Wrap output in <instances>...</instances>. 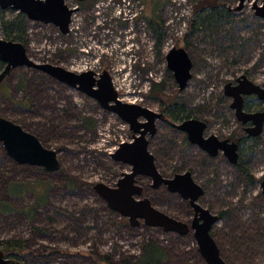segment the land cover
Instances as JSON below:
<instances>
[{"label":"rangeland","instance_id":"obj_1","mask_svg":"<svg viewBox=\"0 0 264 264\" xmlns=\"http://www.w3.org/2000/svg\"><path fill=\"white\" fill-rule=\"evenodd\" d=\"M157 1L87 0L81 4L78 0H65L70 8L80 7L73 14L72 31L64 35L53 24L28 19V55L37 63L60 65L75 72L92 70L96 77L107 70L123 101L130 102L134 94H138L137 104L157 112L162 111V103L149 95L152 81L161 82L162 91L155 93L172 100L184 99L190 108H199L198 119L207 123L205 136L226 139L234 134L245 137V129L250 123L243 124L237 119L235 110L230 107L233 98L226 96L224 88L242 74L258 85L264 83V19L256 15L253 2H246L243 9L235 10L239 0H223L228 10L233 11L229 20L217 21L215 27L207 26L204 31H198L188 39L186 48L182 41L184 36L171 37L167 21L171 15L191 7L186 16L189 29L196 0L186 3L160 0L162 8L158 16L164 20L168 32L162 46L156 48V37L144 14H151ZM262 2L258 0L259 4ZM16 13L10 8H0V38L5 37L3 15L11 18ZM126 36L131 41L135 37L132 51L138 60L132 63V68L125 56ZM170 40L174 46L186 48L193 60V76L183 90L179 89L174 73L167 67L165 47ZM32 69L12 68L1 81L0 116L39 135L44 146L58 152L61 169L49 172L30 164H20L6 153L0 141V150L4 151L0 152V200L13 205L10 213L0 212V240L17 237L28 241L33 254L22 264L135 261L143 254V246L149 240L166 251L160 264H207L200 254L193 230L180 235L143 223L138 227L131 226L129 218L110 209L95 185L102 182L116 187L122 174L131 171L130 165L112 157L116 145L118 147L122 140H132L129 125L78 89L47 82ZM22 75L29 82L26 87H22ZM25 99L30 102V108L15 102ZM244 102L247 112L264 107V102L256 95L245 96ZM83 117H92L96 123L90 128L83 124ZM157 128L150 150L157 155L159 171L166 177H173L192 167L194 179L205 188L200 203L213 213L230 212L229 218L222 217L213 227L222 232L220 239L224 247L220 248L217 237H213L220 253H224V259L228 264H264V237L250 247L246 244L240 247L230 241L229 230L236 221L233 224H264V212L261 218L257 214L264 201L261 186L264 131L259 146L254 149L248 146L250 140L242 138L243 154L252 158L249 166L256 179L246 186V178L222 153L209 157L197 145L183 148L180 142L183 134L175 133L162 119L157 121ZM204 160L205 164L202 163ZM37 181L50 186L46 201L41 205H35L37 195L30 189L19 197L8 193L11 182ZM137 181L146 188L145 195L155 207L191 222L189 207L180 196L169 195L165 188L153 189L151 179L146 176H138ZM33 206L37 210L35 218L30 220L23 209ZM241 234H245L244 230Z\"/></svg>","mask_w":264,"mask_h":264},{"label":"water","instance_id":"obj_2","mask_svg":"<svg viewBox=\"0 0 264 264\" xmlns=\"http://www.w3.org/2000/svg\"><path fill=\"white\" fill-rule=\"evenodd\" d=\"M246 2H253L256 15L264 19V0L261 4L258 0H239L235 10L242 9ZM0 8L21 12L30 21L53 24L64 35L69 33L72 14L77 11L76 8H70L65 0H0ZM166 60L179 89H185L193 76V60L189 52L184 47H173L167 53ZM0 61L5 63V70L0 74V84L12 68H34L97 100L104 109L115 113L128 124L133 133V140L121 143L112 157L116 161L130 165L131 171L122 174L116 187H110L102 182L97 183L95 185L97 193L105 199L110 209L129 218L131 226L138 227L143 223L180 235L193 230L200 254L207 264H228L221 257L218 243L212 235L213 227L221 217L198 203L204 194L203 186L195 181L190 171L166 177L156 165L155 155L149 148V136L156 134L157 121L163 118V113L140 104L122 101L107 70L96 77L92 70L75 72L60 65L37 63L20 42L0 38ZM224 93L233 98L230 107L235 110L237 119L243 124L250 123L246 128L247 134L252 137L260 136L264 131V108L247 112L244 109V97L256 95L264 102V83L258 85L246 74H242L234 83L228 82L225 85ZM178 128L187 134L191 143L208 151L211 156L223 152L232 164L238 162V144L229 139H220L216 135L205 136L207 128L205 121L190 118L178 124ZM0 141L6 153L20 164L42 167L49 172H55L60 168V159L55 149L44 146L36 135L1 116ZM140 175L150 177L154 188L165 185L169 191L190 198L196 210L192 224L175 219L153 206L152 201L144 196L143 186L137 182ZM261 186L264 194V179ZM12 261V258L0 249V264H13Z\"/></svg>","mask_w":264,"mask_h":264},{"label":"trees","instance_id":"obj_3","mask_svg":"<svg viewBox=\"0 0 264 264\" xmlns=\"http://www.w3.org/2000/svg\"><path fill=\"white\" fill-rule=\"evenodd\" d=\"M161 8H162L161 1L158 0L157 3H154V8L152 10V13L149 15L144 14L145 18L147 19L151 27V30L154 36L156 37V42H155L156 48H160L162 46L163 42L165 41V36L167 34L166 27L164 26V20L158 16V12L160 11ZM2 12L5 13V11H2ZM231 12L233 11L228 10L223 0H196V4L194 5V18L192 21H190L189 29L185 33L182 39V41L184 42V46L188 48V45H189L188 39L191 36L198 33V31L199 32L204 31L207 28V26L215 27V24L217 21L220 22V21L229 20V16L232 15ZM28 22L29 20L27 16L21 12H17L11 18L7 17L6 15H3L2 28H3V33L5 36L4 39L20 42L27 48L29 44L28 29H27ZM0 68H1V73H2L5 70V63H3L2 61H0ZM32 70L34 73H38L40 75V78H42L43 80H46L47 82L51 81L56 84H60L61 86H63V88H68L63 83L55 80L54 78H52L51 76L45 73L39 70H35V69H32ZM21 82L23 83L22 87H26L29 83L28 81L25 80V77L23 75L21 76ZM162 87H163V83L152 81L151 92H150L149 97L154 98V99H159L161 101L162 112L165 116L164 118H166L163 121H166V123H168L170 127H172V130L175 131V133L183 134V138L180 139L181 146L182 147L184 146L183 148L190 147L192 146V144L189 142L187 136L184 135V133L181 132L177 128L175 123L177 121H183V120L190 119V118H199L198 117L200 115L198 114L199 108L198 109L190 108L188 105H186V103L184 102V99L177 97L178 99L176 98L172 100L170 98H164L160 94L155 93V91H158L160 93L162 91ZM15 102L20 105L25 104L27 108L31 107L30 102L26 99L22 101H15ZM260 108L261 106H259L258 109ZM82 122L83 124H86V126L91 128L96 123V120L93 119L92 117H83ZM37 137L41 141L40 136L38 135ZM242 138L246 141L247 140L251 141V143L248 144L250 149H254L258 147L262 140L261 135L258 137H247L245 135V137H242ZM242 138L241 137L239 138L235 136L234 134H230L227 137V139H230L231 141H235L238 143L239 160L235 164L234 167L243 175L244 178H246V186H248V185L253 184V182H255L256 179L254 175L252 174L251 168L249 166V164L252 161V158H250V156L247 157L245 154H243V150L241 147V142L243 140ZM151 142H152V139L150 140V145H151ZM174 143L176 145V142ZM0 152L3 153L4 151L0 150ZM155 159H157V155H155ZM202 163L205 164L206 161L204 160ZM35 168L41 171H45V169L42 167L41 168L35 167ZM60 169L61 168H59L58 170ZM187 170H189L193 174L192 167L187 168ZM177 171H180V170H177ZM47 185L48 186H46V184H43L41 181H37L33 183L11 182L10 185L8 186V193L10 195L19 197L22 194L26 193L28 189H30L31 191L35 193V195H37V200H36L35 205L38 206V205H41L44 201H46L49 187H50L49 183H47ZM146 191L147 190L145 188V193ZM249 204L252 205V202ZM12 207L13 205L9 203L7 200H0V212H2L3 214H8L11 211H13ZM23 210L30 220H33L35 218V213L37 210L36 207L34 206L25 207ZM262 212H264V201H262L261 205L258 208L257 214L259 218H261ZM219 215L221 216V218L222 217L229 218L230 212L220 211ZM262 221L264 222V220ZM236 222H233V223H236ZM233 223L231 224V227H229V230H230V241L233 242L234 245L240 244V247H241L242 245L246 244L250 247L251 244L255 243L256 240H260L261 238L264 237V224L263 223L261 225L258 223H246V224H242V223L233 224ZM225 230H226V227H224V231ZM243 230L245 234H241ZM246 232L249 235H247ZM212 235L214 237L215 236L217 237L220 248L221 246L224 247L225 244L220 239V235H222V232H220L219 229L218 230L214 229L212 231ZM0 249H2L7 254L8 257L12 258L13 264H22V261H25L30 255L33 254V251L29 250L28 248V241L19 239L17 237H8L6 239L0 240ZM223 254H221V257L224 259ZM166 255H167L166 251L162 246H160L153 240H149L143 246V254L137 260L132 261L129 259H124L122 262L118 264H160L162 260L166 257ZM224 260L227 262L226 259ZM95 261L100 262L96 258H95Z\"/></svg>","mask_w":264,"mask_h":264},{"label":"built area","instance_id":"obj_4","mask_svg":"<svg viewBox=\"0 0 264 264\" xmlns=\"http://www.w3.org/2000/svg\"><path fill=\"white\" fill-rule=\"evenodd\" d=\"M183 1L185 3L188 2V0H183ZM187 9L188 10L185 9L184 11L183 10L178 11L175 14V16L174 15H171V18L167 21V26L169 25V31H170L171 37H173V36L174 37L184 36L185 33L188 31V22L186 20V16H188L190 14L191 7L190 8H187ZM72 19H73V15H72ZM167 26H166V29H167V32H168V27ZM70 31H72V27H70ZM127 38H126V40H127L126 48L127 49H125V56L128 58L127 59V62L129 64V66H131V68H132V63H136L137 60H138L137 57H136V55L133 54L134 49L132 48L133 47V44H134V41H135L133 39H135V37H132V41L130 40V38L129 39H127ZM130 44H131V47L129 46ZM172 47H174V44H172V40H170L168 42V45L165 47V55L172 49ZM131 51H132V53H131ZM134 95H135V97H133V100H129L130 103H136V100H137L136 98L139 95L138 94H134ZM123 142H126V141L125 140H122L121 143H123ZM119 145H118V147H119ZM118 147H117V145L115 146L116 149Z\"/></svg>","mask_w":264,"mask_h":264},{"label":"flooded vegetation","instance_id":"obj_5","mask_svg":"<svg viewBox=\"0 0 264 264\" xmlns=\"http://www.w3.org/2000/svg\"><path fill=\"white\" fill-rule=\"evenodd\" d=\"M79 1V0H78ZM87 1V0H86ZM81 2V4L82 3H84L83 1H80ZM244 8V7H243ZM242 8V9H243ZM78 10H80V7L79 8H77V11ZM76 11V12H77ZM235 82V81H234ZM233 82V83H234ZM245 106H246V104H245V102H244V109H245ZM264 108V107H263ZM262 108V109H263ZM261 109V110H262ZM246 110V109H245ZM257 111H259V110H257ZM253 112H255V111H253ZM161 113H163L162 111H161ZM165 116H164V114H163V118H162V120H165L166 118H164ZM187 120V119H186ZM160 121H161V119H160ZM183 121H185V120H183ZM183 121H181V122H183ZM180 122V123H181ZM179 123V124H180ZM175 125L177 126V128H178V124H176L175 123ZM248 126H250V124L248 125ZM247 126V127H248ZM246 127V128H247ZM179 129V128H178ZM180 130V129H179ZM181 132H183L184 133V135H186L187 136V134L184 132V131H182V130H180ZM245 131H246V129H245ZM157 132H158V128H157ZM157 132H156V134H157ZM247 133V132H246ZM155 134V135H156ZM155 135H153V136H149V139L151 140L152 139V137H154ZM247 137H252V136H249L248 134L246 135ZM187 138H188V136H187ZM227 139V138H226ZM189 140V139H188ZM230 140V139H229ZM190 142V141H189ZM191 143V142H190ZM237 143V142H236ZM192 145H196V144H193V143H191ZM238 144V143H237ZM198 146V145H197ZM149 148H150V145H149ZM238 149H239V146H238ZM201 150L205 153V155H207V156H209V157H217L220 153H222L224 156H225V154L223 153V152H219V154L217 155V156H211L210 154H209V152L208 151H206V150H203L202 148H201ZM151 151V150H150ZM239 151V150H238ZM226 158H227V156H225ZM228 159V158H227ZM156 160V159H155ZM229 160V159H228ZM231 163V162H230ZM233 165H235V164H233ZM185 171H189V170H185ZM184 171V172H185ZM178 173H182V172H178ZM177 174V173H176ZM175 175V174H174ZM193 175V174H192ZM147 177V176H146ZM138 178V177H137ZM147 178H149V179H151L150 177H147ZM151 181H152V179H151ZM196 181V180H195ZM138 182V181H137ZM197 182V181H196ZM153 183V182H152ZM152 183H151V187L153 188V189H159V188H165V190L168 192V194L169 195H172V196H180L181 197V200H183V201H185L187 204H186V206L187 207H189V212H188V215H190V218L192 219L191 220V222H186V221H184V222H186V223H188V224H192V222H193V220H194V218H195V216H196V210H195V208L193 207V205H192V203H191V201H190V198H184L183 196H181L179 193H175V192H171V191H169L168 189H167V186H165V185H162V186H160V187H158V188H154L153 186H152ZM141 185V184H140ZM204 188V187H203ZM143 189H144V195H145V188L143 187ZM204 193H205V189H204ZM204 195V194H203ZM202 195V196H203ZM146 196V195H145ZM201 196V197H202ZM200 197V198H201ZM200 198H199V200H198V203L202 206V207H205V206H203L201 203H200ZM166 203V202H165ZM153 204V203H152ZM154 206V205H153ZM156 208H158V207H156ZM207 208V207H206ZM160 210V209H159ZM164 212V211H163ZM166 213V212H165ZM167 214V213H166ZM169 215V214H168ZM169 216H171V215H169ZM171 217H173V216H171ZM173 218H175V219H178V218H176V217H173ZM178 220H180V219H178ZM181 221H183V220H181ZM147 226V225H146ZM193 235H194V233H193Z\"/></svg>","mask_w":264,"mask_h":264}]
</instances>
